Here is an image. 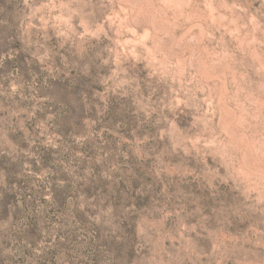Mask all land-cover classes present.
Returning <instances> with one entry per match:
<instances>
[{"label": "rangeland", "instance_id": "obj_1", "mask_svg": "<svg viewBox=\"0 0 264 264\" xmlns=\"http://www.w3.org/2000/svg\"><path fill=\"white\" fill-rule=\"evenodd\" d=\"M0 264H264V0H0Z\"/></svg>", "mask_w": 264, "mask_h": 264}]
</instances>
